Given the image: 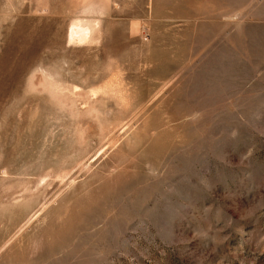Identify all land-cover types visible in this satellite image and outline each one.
Instances as JSON below:
<instances>
[{"label": "rangeland", "instance_id": "obj_1", "mask_svg": "<svg viewBox=\"0 0 264 264\" xmlns=\"http://www.w3.org/2000/svg\"><path fill=\"white\" fill-rule=\"evenodd\" d=\"M0 264H264V0H0Z\"/></svg>", "mask_w": 264, "mask_h": 264}, {"label": "bare ground", "instance_id": "obj_2", "mask_svg": "<svg viewBox=\"0 0 264 264\" xmlns=\"http://www.w3.org/2000/svg\"><path fill=\"white\" fill-rule=\"evenodd\" d=\"M78 27V26H77ZM74 30L71 31V33L69 34L71 40L73 39H77L79 42L82 41V40H86L89 35H90V31L88 28H85V27H78Z\"/></svg>", "mask_w": 264, "mask_h": 264}]
</instances>
